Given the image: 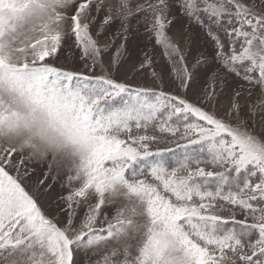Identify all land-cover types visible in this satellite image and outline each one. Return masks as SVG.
Returning <instances> with one entry per match:
<instances>
[{"label": "snow or ice", "instance_id": "snow-or-ice-1", "mask_svg": "<svg viewBox=\"0 0 264 264\" xmlns=\"http://www.w3.org/2000/svg\"><path fill=\"white\" fill-rule=\"evenodd\" d=\"M149 13L175 87L194 99L158 87L148 56L138 68L119 51L104 59L108 29L118 22L126 40ZM185 18L206 29L211 56L189 57ZM68 37L82 66H55ZM210 61L219 67L199 87ZM133 68L151 69L152 83ZM228 74L247 87L224 106L216 83ZM253 88L264 97V0H0V264H264V99L251 104ZM25 149L47 168L37 188L67 163L55 211L22 181Z\"/></svg>", "mask_w": 264, "mask_h": 264}, {"label": "rangeland", "instance_id": "rangeland-1", "mask_svg": "<svg viewBox=\"0 0 264 264\" xmlns=\"http://www.w3.org/2000/svg\"><path fill=\"white\" fill-rule=\"evenodd\" d=\"M110 3H115L116 0H109ZM140 2L146 3L148 0H133V4ZM71 14V10H69ZM104 12L102 11L97 17L95 22L96 26L99 25V21L102 19ZM143 15V14H142ZM151 20L150 13L148 14L147 21L142 20L137 23L135 18L131 21V31L128 34V38L124 39V34L119 27V23H115L107 32L106 43L108 45L107 50L104 52V59L107 61L113 58L117 51L120 53V62L124 65L132 68L136 66L138 68L139 64L145 59L146 56L153 60V67L158 73H162L164 76L163 83L157 81V86L162 87L164 91L173 94H179L181 96L187 95L189 99H194L191 93H184L175 87V77L172 74L171 64L168 62L167 58L163 54V49L160 45L155 42L154 35L147 29ZM185 24L190 29L192 33L193 43L188 48V55L190 58L199 56L201 53L211 56L214 53V47L210 39L206 36V29L201 28L195 21L188 24L185 18ZM171 34V33H170ZM103 35V34H102ZM57 67H73L74 65H83L84 61L80 59V49L75 46L74 37H68L65 40L62 52L59 55L57 61L54 62ZM219 67L218 63H209L206 69H201L196 77L197 85L199 87H208L211 84V71ZM133 68L131 75L134 77L136 83L140 84H151L152 77L150 75L151 69L145 68L141 70H136ZM167 69V72H163ZM99 71V69H97ZM120 78L119 76L117 77ZM129 82H133L130 80ZM240 84H245L240 77L235 76V74H228L227 84L221 85L219 82L216 83V88L218 92L217 99L224 106H227L228 98L232 95L234 89ZM247 87V85H246ZM253 95L247 99L251 104H256L259 100L264 99L261 97L255 88L252 89ZM211 110V108H209ZM242 115L248 116V128L251 131H255L256 123L254 119V112L248 104L244 107V112ZM163 146V144H161ZM24 157V164L20 166V173L23 183L26 188L40 201L41 204L52 203V211H55L56 204L63 205V201L60 199L61 196L67 195L69 188L67 187L65 177L68 174V168L66 161H60L54 163L53 171L59 172V177L55 182L51 183L50 188H43L40 186L37 188L38 180L41 178L42 174L47 171L46 165L39 163L36 159H28L29 150L25 149L22 154ZM21 154L14 156V159L19 160ZM13 175H15L14 169H9ZM27 172V175L24 173ZM47 183V181H46ZM118 205L109 206L106 210L109 215L108 219H111L115 214L116 207ZM87 205L82 206L78 209L81 216L83 212L86 211ZM103 222V221H102ZM99 256H92V261H95ZM81 262L85 259L83 253L81 254Z\"/></svg>", "mask_w": 264, "mask_h": 264}]
</instances>
